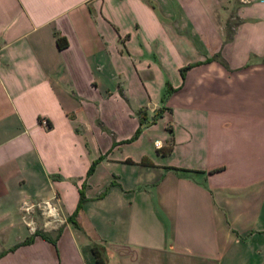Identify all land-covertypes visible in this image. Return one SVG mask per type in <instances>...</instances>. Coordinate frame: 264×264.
<instances>
[{"label":"crops","instance_id":"0c3cea01","mask_svg":"<svg viewBox=\"0 0 264 264\" xmlns=\"http://www.w3.org/2000/svg\"><path fill=\"white\" fill-rule=\"evenodd\" d=\"M92 247L264 264V0H0V264Z\"/></svg>","mask_w":264,"mask_h":264},{"label":"trees","instance_id":"16d2710c","mask_svg":"<svg viewBox=\"0 0 264 264\" xmlns=\"http://www.w3.org/2000/svg\"><path fill=\"white\" fill-rule=\"evenodd\" d=\"M55 43H56V46L58 48H62L66 45V41L64 40L63 37H60V36H56L55 38ZM181 71V69H180ZM164 108H157L154 112H153V115L151 116V118L147 121H145V118L143 119L141 116L138 118V126L135 128L133 134L131 137H129L128 139L124 140V142H128V141H131L133 139H135L138 134L140 133V130H141V127H142V124L144 123H153L154 120L161 115V112L163 111ZM147 164H150V162H148L147 160H145ZM96 161H93L89 168L87 169L86 171V176L89 175L93 168H94V165H95ZM83 188H84V183L81 184L80 188L78 189V200L76 202V205H75V208L74 210L71 212V214L68 216L67 220H70L73 222V217L77 214V212L79 211L80 207H81V204L82 202L84 201V196H83ZM74 223V222H73ZM31 241V237H27L25 238L24 240H22L19 244H16L15 246H13L11 249H13L14 247H16L17 245H20V244H26V243H29ZM92 252H93V255H94V259H95V264H103V261L100 257V255L95 251V248L92 247ZM1 254V253H0Z\"/></svg>","mask_w":264,"mask_h":264},{"label":"rangeland","instance_id":"374dc122","mask_svg":"<svg viewBox=\"0 0 264 264\" xmlns=\"http://www.w3.org/2000/svg\"><path fill=\"white\" fill-rule=\"evenodd\" d=\"M163 122H164V120H161V121H159V122H157V124L155 125V127H154V130H156V132H160V131H162V129H163ZM130 146L129 147H126L125 149H128V150H130ZM124 149V148H123Z\"/></svg>","mask_w":264,"mask_h":264},{"label":"built area","instance_id":"2783aa9c","mask_svg":"<svg viewBox=\"0 0 264 264\" xmlns=\"http://www.w3.org/2000/svg\"><path fill=\"white\" fill-rule=\"evenodd\" d=\"M41 122H42V123H44V121H43V120H41ZM154 146H155L156 148H158V147H160V146H161V144H160V142H159V141H154ZM47 210H51V208H48Z\"/></svg>","mask_w":264,"mask_h":264}]
</instances>
